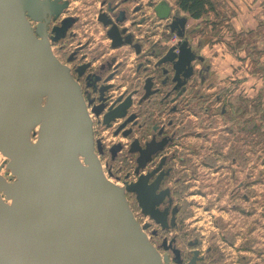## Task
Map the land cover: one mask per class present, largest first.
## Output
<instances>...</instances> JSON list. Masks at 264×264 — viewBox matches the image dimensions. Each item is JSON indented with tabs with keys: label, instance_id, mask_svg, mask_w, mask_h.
<instances>
[{
	"label": "water",
	"instance_id": "water-1",
	"mask_svg": "<svg viewBox=\"0 0 264 264\" xmlns=\"http://www.w3.org/2000/svg\"><path fill=\"white\" fill-rule=\"evenodd\" d=\"M66 5L0 0V153L15 178L0 175V264H174L151 243L148 223L135 218L126 197L134 193L141 212L164 227L167 209L158 207L164 194L156 192L161 174L149 181L162 162L139 173L155 150L134 143L140 154L137 180H123L121 186L109 180L97 155L102 145L94 139L81 85L52 52L50 39L60 36L58 30L63 34L73 19H63L56 37L48 33V21ZM154 9L159 18L170 16L166 1ZM28 18L38 22L35 30ZM99 19L110 25L107 35L119 45L115 23L104 14ZM171 19L168 26L181 38L180 52L171 47L161 61L176 57L178 73L203 57L189 46L187 16L174 13ZM92 110L98 115L102 106ZM122 115L109 110L103 122ZM31 135H36L33 142ZM119 148L114 144L112 155Z\"/></svg>",
	"mask_w": 264,
	"mask_h": 264
},
{
	"label": "flooded vegetation",
	"instance_id": "flooded-vegetation-1",
	"mask_svg": "<svg viewBox=\"0 0 264 264\" xmlns=\"http://www.w3.org/2000/svg\"><path fill=\"white\" fill-rule=\"evenodd\" d=\"M58 1L61 3L66 1L67 5L56 17H50L47 29L53 37H56L57 33L60 35L55 40L50 39V45L55 46V52H57V47L62 49L65 42L69 45L73 44L69 39L75 38L76 33L73 34V26L78 21L77 16L65 14L70 0ZM98 1L97 25L100 28H97V54L92 55L86 51L90 45L88 41H80L66 50L64 58H61L57 52L60 56L57 59L69 67L71 74L81 85L87 107L90 113L96 116L97 123L107 128L111 127L115 136L128 137L129 140L125 143L118 140L108 147L107 151H109L111 161L118 160L121 157L120 153L126 149L129 154H133L136 167L140 154L134 150V143L149 150H155L148 158L144 167L146 171L142 174L162 162L160 169L149 181L161 174L156 192L162 191L164 197L158 207L160 210L167 209V213L164 227L153 221L162 231L174 228L182 208L175 197L176 194L204 193L194 183H197L203 176L206 177V181H212L213 175L219 174L220 170H224L220 175L224 176L222 180L233 183L232 189L228 192L232 196L241 195L243 199L246 198L245 144L244 135L238 132L240 125L235 126V128L239 127L238 131L225 125L223 131L225 137L220 146L212 141V130L215 128L211 121L208 122V118L205 119L203 128L199 129L198 126V114L206 116L212 114L210 117L215 114L212 113L208 101L211 103L213 100L222 101L217 115L227 114V104L223 102V97L218 93L209 92L214 82L209 80V66L205 64L204 56L189 42L190 48L203 57L202 61L197 58L192 59L178 73L173 64L176 57L172 61H161L171 47H174L172 50L174 53L180 52L181 38L168 26L172 20L171 15L174 13L180 15V13L174 11L167 0ZM161 1H166L171 7L170 16L167 18H159L155 12V6ZM149 9L152 11L150 12ZM101 14L115 23V39L120 42L119 45L112 44V39L107 35L110 25H103L99 19ZM66 17H72L73 20L62 34V30L58 28L62 27V21ZM30 24L35 30L38 22L31 20ZM56 30H58L57 33ZM191 31L185 30L187 39L188 32L191 33ZM126 39H129V42H126ZM104 40H107V44ZM188 67L190 74L185 78L183 74L186 73ZM96 105L102 106V111L98 115L92 110ZM109 110L123 113V115L115 116L109 124H105L103 116ZM93 121L95 126L94 118ZM144 132L148 134L147 137L142 136ZM187 137L195 139L190 146L180 142L181 139ZM98 139L102 145V153H104V145L101 139ZM240 139H242L241 145ZM198 141H202L203 144H199ZM205 142L208 143V146H205L208 150L205 155L201 156L197 152L203 150ZM237 142L238 145H236ZM116 143L120 144V148L112 155L110 148ZM214 153L222 159H217ZM221 160L222 166L219 165ZM199 166L208 170L206 174L198 172ZM138 174L135 173L136 176L133 179H128L129 173H127L122 181H136ZM131 194L136 199L135 194ZM227 205L228 210L246 215V210L241 209L237 204ZM173 211L175 212V223L172 227L170 219ZM149 226L150 223H148ZM155 234L157 231L153 230L152 235ZM231 236L236 237L234 234ZM176 240V236L162 235L160 246L164 249V253L158 249L162 255L169 258L171 263L188 264L195 260V264H207L206 254L211 248L208 247L205 254L201 252L197 247L199 238L193 237L188 241L192 248L186 256H183L181 249L176 246ZM174 248H177V254L174 253ZM175 258L178 259L177 262Z\"/></svg>",
	"mask_w": 264,
	"mask_h": 264
},
{
	"label": "rangeland",
	"instance_id": "rangeland-1",
	"mask_svg": "<svg viewBox=\"0 0 264 264\" xmlns=\"http://www.w3.org/2000/svg\"><path fill=\"white\" fill-rule=\"evenodd\" d=\"M167 1L170 3L172 9L178 11L180 15L183 14L189 18L191 17L187 12L179 8L178 0ZM69 2V7L65 11V14L78 17V21L73 26V34L76 33V36L74 39H69L70 43L72 42L73 44L69 45L65 42L62 49L56 48L57 52H59L61 58H64L65 52L69 47L76 45L80 41H88L90 45L86 51L92 55L97 54V28H100L97 25V6L99 5V1L70 0ZM149 10L150 12L152 11L151 9ZM209 10L211 9L207 8L206 12L199 18L191 17L186 28L187 31H192L191 33L188 32L187 36L192 46L205 57V64L209 66V80L214 82L209 92L212 94L218 93L223 97V102L227 104V114L225 116L217 115L222 101L213 100L212 103L208 101L212 113L214 112L215 114L213 117H210L212 114L207 116L198 114V126L199 129L203 128L206 122L205 119L208 118V122L211 121L212 126L215 128V131L212 130V141L217 146H220L222 139L225 137L223 133L225 125L227 124L228 127H231L235 131H238L239 128H235V126L240 125V131L238 132L244 135L245 144L244 173L246 183L245 193L247 196L243 199L241 195L232 196L228 192L229 189H232L233 183L232 181L228 183V181L222 180L224 176L220 175L224 170H220L217 175L214 174L212 181H206L205 176L203 178L200 177L197 183L194 184L206 194H176V199L182 205L177 217V225L174 228L163 231L149 216L141 212L135 197L131 193H127L126 196L135 218L141 224L150 223V226L145 231L151 243L162 253H164V249L160 246L162 235L168 237L176 236V246L181 249L183 256H186L189 249L192 248L188 244V241L192 240L193 237H197L199 238L197 247L201 252L205 254L206 249L208 247L211 248L206 254L207 264H264V217L262 216L264 215V121L261 124L257 121L256 117L258 115L257 112H260L261 119L264 120V105L261 106L259 102L254 103V97L249 98L247 96L246 100H244L243 89L237 80L231 81L228 85L226 75L220 72L222 71L221 64L223 60L221 54L223 53L229 52L237 61H234L235 64L240 65L241 63L238 62L237 46L231 44V49H228L226 45L228 40L234 43V37L220 34L222 21L209 19L208 17L211 14H207ZM104 43L107 44V40H104ZM54 49L55 46L52 47V50L59 59L60 56ZM247 52V54H250V59L252 60L254 57L253 52ZM253 66L254 64L248 69L250 74H253ZM238 74L240 73L235 74L233 72L232 76H235L237 79ZM248 93L250 94V91ZM259 105L262 109H257ZM89 115L92 121L93 118L96 121L95 126L93 124L94 137L95 139L100 138L105 148V152L99 155V157L106 177L118 185H122V179L127 173H129L128 179H133L136 176L134 173L135 162L133 154H129L124 149L120 153L121 157L113 162L110 159L109 151H107L113 142L119 140L125 143L126 140H129L128 137L122 135L115 136L111 127L107 128L103 124L97 123V118L93 113L89 112ZM255 120L256 124H251L255 123ZM250 124L254 125L251 129L247 128V125ZM261 126L263 127L262 129ZM147 135L145 132L142 134L143 137H147ZM194 141L195 139L192 137L180 140V142L188 146ZM241 141L242 139H240V145ZM198 143L203 144L202 141H198ZM236 145H238V142ZM205 146H208L207 142L204 143L203 150H199L197 154L201 156L205 155L208 150L205 149ZM214 155L217 159H222L216 153ZM220 155H222L221 151ZM2 157L4 160L5 157L3 155ZM219 165H223L222 160L219 162ZM207 171L205 167L199 166L198 172L200 174H206ZM5 175L11 177L12 174L9 169L6 170ZM12 177L13 180L14 176L12 175ZM232 203L237 204L241 209H247L246 215H242L234 210H228L227 204ZM254 212L256 214H253ZM153 230H156L157 234L152 235ZM233 234L236 236L235 238L231 236ZM244 256L245 259L243 260Z\"/></svg>",
	"mask_w": 264,
	"mask_h": 264
},
{
	"label": "crops",
	"instance_id": "crops-1",
	"mask_svg": "<svg viewBox=\"0 0 264 264\" xmlns=\"http://www.w3.org/2000/svg\"><path fill=\"white\" fill-rule=\"evenodd\" d=\"M211 3L213 7L207 12V14L211 13L208 18L222 21L220 34L234 37V43L228 40L226 45L228 49H231V44L237 46L238 62L241 63L235 64L233 55L229 52L223 53L220 72L226 75L228 85L231 81L237 80L243 89L244 100L247 96L254 97V103L259 102L261 106L264 105V0H211ZM190 19L191 17H187L186 27ZM247 51L253 52L252 60ZM253 64V74H250L248 69ZM259 68L260 70L257 71ZM233 72L240 73L237 79L232 76ZM260 105L257 109H262ZM257 114V121L262 124L264 120L261 119V113L257 112ZM251 124H256V120ZM251 124L247 125V128L254 127Z\"/></svg>",
	"mask_w": 264,
	"mask_h": 264
},
{
	"label": "trees",
	"instance_id": "trees-1",
	"mask_svg": "<svg viewBox=\"0 0 264 264\" xmlns=\"http://www.w3.org/2000/svg\"><path fill=\"white\" fill-rule=\"evenodd\" d=\"M179 8L187 12L193 18L201 17L207 10L212 8L211 0H178Z\"/></svg>",
	"mask_w": 264,
	"mask_h": 264
},
{
	"label": "bare ground",
	"instance_id": "bare-ground-1",
	"mask_svg": "<svg viewBox=\"0 0 264 264\" xmlns=\"http://www.w3.org/2000/svg\"><path fill=\"white\" fill-rule=\"evenodd\" d=\"M29 19V18H28ZM29 21H31L30 19H29ZM32 23V22H31ZM32 25V24H31ZM51 49H52V46H51ZM53 51V50H52ZM53 53H54V51H53ZM55 54V53H54ZM56 55V54H55ZM56 57H57V55H56ZM87 109L89 110V108L87 107ZM90 112V111H89ZM89 112H88V114H89ZM92 115V114H91ZM90 116V115H89ZM91 118V117H90ZM93 122V121H92ZM94 124V123H93ZM93 124H92V127H93ZM37 128H35V130H36ZM93 132H94V130H93ZM95 139V138H94ZM36 140V135L35 136H33V135H31V141L33 142V141H35ZM98 155V157H99V155L100 154H97ZM5 157V156H4ZM99 159H100V157H99ZM82 160V159H81ZM3 161V157H2V155H1V153H0V163ZM7 161H8V159L5 157V163L1 166V168H0V175H2V176H4L6 179H8V177H7V175H5V172H6V163H7ZM100 162H101V159H100ZM101 167H102V163H101ZM102 170H103V168H102ZM146 171V168H143V169H141L140 171H139V173H142V172H145ZM104 173V172H103ZM105 175V174H104ZM106 176V175H105ZM15 179V178H14ZM13 179V180H14ZM11 181V180H10ZM121 186V185H120ZM127 194V193H126ZM127 197V196H126ZM3 199L5 200V197H3ZM7 203H10V200H5ZM146 215V214H145ZM146 216H148V215H146ZM149 237V236H148ZM162 255V254H161Z\"/></svg>",
	"mask_w": 264,
	"mask_h": 264
},
{
	"label": "built area",
	"instance_id": "built-area-1",
	"mask_svg": "<svg viewBox=\"0 0 264 264\" xmlns=\"http://www.w3.org/2000/svg\"><path fill=\"white\" fill-rule=\"evenodd\" d=\"M5 163V159L0 163V168H1V166L3 165ZM6 170H7V168H6ZM8 177V179L7 180H9L10 181V179L12 180V175H11V177H9V176H7ZM10 178V179H9Z\"/></svg>",
	"mask_w": 264,
	"mask_h": 264
}]
</instances>
